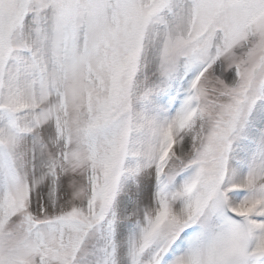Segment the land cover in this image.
<instances>
[{"label":"snow or ice","instance_id":"snow-or-ice-1","mask_svg":"<svg viewBox=\"0 0 264 264\" xmlns=\"http://www.w3.org/2000/svg\"><path fill=\"white\" fill-rule=\"evenodd\" d=\"M0 264H264V0H0Z\"/></svg>","mask_w":264,"mask_h":264}]
</instances>
